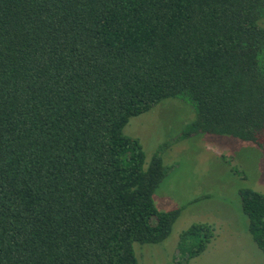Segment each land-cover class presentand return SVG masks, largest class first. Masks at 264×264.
I'll return each mask as SVG.
<instances>
[{
    "label": "trees",
    "instance_id": "16d2710c",
    "mask_svg": "<svg viewBox=\"0 0 264 264\" xmlns=\"http://www.w3.org/2000/svg\"><path fill=\"white\" fill-rule=\"evenodd\" d=\"M264 0H0V264H137L181 208L153 195L132 117L177 98L178 138L228 135L264 149ZM264 253V194L238 191ZM214 235L194 223L180 257ZM186 260V261H187Z\"/></svg>",
    "mask_w": 264,
    "mask_h": 264
},
{
    "label": "rangeland",
    "instance_id": "374dc122",
    "mask_svg": "<svg viewBox=\"0 0 264 264\" xmlns=\"http://www.w3.org/2000/svg\"><path fill=\"white\" fill-rule=\"evenodd\" d=\"M193 117L189 104L169 98L130 118L123 129L125 135L139 139L146 165L169 143L159 152L167 173L153 202L159 211L181 208L166 239L134 244L137 264H264V253L248 232L238 193L251 188L264 194V149L228 135L202 133L179 139ZM194 223L209 224L214 235L202 253L187 260L180 257L177 243Z\"/></svg>",
    "mask_w": 264,
    "mask_h": 264
}]
</instances>
